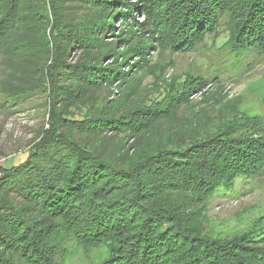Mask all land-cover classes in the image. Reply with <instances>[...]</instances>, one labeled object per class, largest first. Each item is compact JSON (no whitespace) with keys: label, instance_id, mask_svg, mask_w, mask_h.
Segmentation results:
<instances>
[{"label":"trees","instance_id":"trees-1","mask_svg":"<svg viewBox=\"0 0 264 264\" xmlns=\"http://www.w3.org/2000/svg\"><path fill=\"white\" fill-rule=\"evenodd\" d=\"M230 1L0 0V105L39 96L46 112L26 160L0 167V264H68V248L90 243L106 247L102 264H264V218L226 232L163 201L207 206L219 188L259 179L264 117L253 128L230 101L206 115L175 98L180 83L134 89L128 59L146 45L116 29L145 32L164 12L172 47L189 50L220 32ZM236 10L214 49L232 59L198 75L208 85L218 66L230 75L235 58L262 57L264 0Z\"/></svg>","mask_w":264,"mask_h":264},{"label":"rangeland","instance_id":"rangeland-1","mask_svg":"<svg viewBox=\"0 0 264 264\" xmlns=\"http://www.w3.org/2000/svg\"><path fill=\"white\" fill-rule=\"evenodd\" d=\"M240 2L241 0H231L228 3V13L219 27V33L212 31L206 44L202 39L195 47L193 45L189 50L184 51L172 47L169 36L171 24L167 23L168 19L165 18L168 15L164 12L149 14L151 29L145 32L133 30L123 23L117 26L118 31L123 30V35L133 31L134 37L146 45L141 55L128 59L131 67H139V73L136 74L133 73L132 68L127 70L126 78L132 77L128 81L129 85L137 90L155 92L161 87L175 90L180 83L184 93H177L175 98L187 95L186 103L192 104L191 107L195 109L205 107L206 115L213 114L212 116L215 115V105L219 102L227 104L230 101L232 104L228 103V106L234 105L239 112L249 116L252 127L257 128L264 117L262 102L264 49L261 55L263 58H258L253 52L247 53L241 61L235 58L234 62L241 64L238 70L230 75L224 73L226 67L218 66L222 71L219 84L208 85L198 76L200 73L205 74L206 71L217 69L212 64L218 65L214 62L218 58H223L228 63L231 61L232 57L229 54H220L214 49L222 44L224 35L234 32L237 18L236 5ZM141 15L142 13L136 15L135 19L142 21ZM212 38H217L216 45L211 44ZM258 46L262 44L259 43ZM42 99L43 97L33 96L14 104L0 105V167L2 169L16 167L26 160L27 154L24 152L28 151L36 140V135L46 121L45 104ZM187 199L186 194L180 193L170 200L163 201L171 207L181 203L183 215L190 213L191 219L207 222L208 225L219 230L226 232L242 230L255 219L264 218V174L256 181L244 185L239 182L231 188H219L215 194H212L207 206L202 202L193 206L192 201ZM107 256L108 251L102 243L77 245L67 250L68 264H102Z\"/></svg>","mask_w":264,"mask_h":264}]
</instances>
